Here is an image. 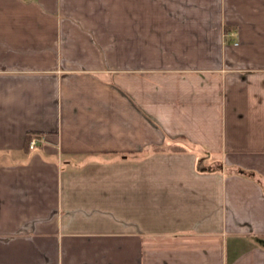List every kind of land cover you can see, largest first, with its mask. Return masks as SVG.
<instances>
[{
  "label": "crops",
  "instance_id": "crops-1",
  "mask_svg": "<svg viewBox=\"0 0 264 264\" xmlns=\"http://www.w3.org/2000/svg\"><path fill=\"white\" fill-rule=\"evenodd\" d=\"M0 264H264V0H0Z\"/></svg>",
  "mask_w": 264,
  "mask_h": 264
},
{
  "label": "built area",
  "instance_id": "built-area-1",
  "mask_svg": "<svg viewBox=\"0 0 264 264\" xmlns=\"http://www.w3.org/2000/svg\"><path fill=\"white\" fill-rule=\"evenodd\" d=\"M44 140H45L44 136H41L39 138L32 136V137H30V139L28 141V147L33 148L37 142L44 141Z\"/></svg>",
  "mask_w": 264,
  "mask_h": 264
},
{
  "label": "trees",
  "instance_id": "trees-1",
  "mask_svg": "<svg viewBox=\"0 0 264 264\" xmlns=\"http://www.w3.org/2000/svg\"><path fill=\"white\" fill-rule=\"evenodd\" d=\"M32 136H34V137H39L38 134H35V135H34V134H29V135H28L29 139H30V137H32ZM29 139H28V141H29Z\"/></svg>",
  "mask_w": 264,
  "mask_h": 264
}]
</instances>
